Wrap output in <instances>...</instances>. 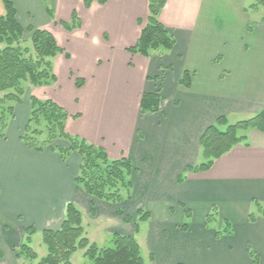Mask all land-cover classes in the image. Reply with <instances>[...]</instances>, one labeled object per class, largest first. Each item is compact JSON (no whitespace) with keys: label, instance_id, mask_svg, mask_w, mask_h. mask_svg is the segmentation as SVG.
Segmentation results:
<instances>
[{"label":"crops","instance_id":"crops-1","mask_svg":"<svg viewBox=\"0 0 264 264\" xmlns=\"http://www.w3.org/2000/svg\"><path fill=\"white\" fill-rule=\"evenodd\" d=\"M36 1L38 13L20 10L22 0H13L20 23L51 32L67 57L53 60L55 85L27 87L6 138L0 137L3 256L22 244L30 227L37 234L59 229L69 203L83 219L85 208L93 217L108 210L123 220L119 211L127 216L125 206L142 204L150 215L144 222L148 264H253L250 251L264 264V211L251 220L254 203L264 210V133L249 131L247 142L210 170L187 174L178 183L188 166L202 161L201 138L219 117H253L264 110V31L251 25L243 2L168 0L160 22L175 37V47L145 58L127 49L141 36L139 21L147 22V0H108L88 10L83 0H51L53 9L43 6L47 0ZM74 11L82 16V28L57 29L56 24L71 21ZM186 72L190 88L181 84ZM77 79L84 80L80 89ZM158 89L160 112L142 117L143 95ZM31 96L52 100L77 117L66 123L70 135L102 147L111 159L133 162L131 201L113 205L89 197L75 183L81 164L77 153L63 161L57 152H35L24 145ZM214 207L221 220L231 222V235L216 236L225 229L223 222L207 226ZM136 213L128 224L133 232L124 235L137 239Z\"/></svg>","mask_w":264,"mask_h":264},{"label":"trees","instance_id":"trees-1","mask_svg":"<svg viewBox=\"0 0 264 264\" xmlns=\"http://www.w3.org/2000/svg\"><path fill=\"white\" fill-rule=\"evenodd\" d=\"M46 1V0H45ZM76 1V0H73ZM149 16L142 27L141 36L134 47L127 49L133 56L139 55L151 58L155 54L163 55L173 50L176 44L175 37L161 22L160 16L168 0H147ZM108 0H83L84 7L88 10L93 4L106 5ZM4 13L0 15V137L5 139L9 122L14 118L15 108L23 103L27 85L34 88L51 87L58 81L54 73L53 60L67 53L60 47L56 37L49 31L24 27L19 19L13 0H1ZM264 8V0H255L250 8ZM247 12V9H245ZM50 17L52 12L47 9ZM264 23V18L262 19ZM67 32L82 28V20L76 11L73 12L71 21L60 22ZM77 88L84 86V80L75 81ZM181 84L185 88L191 87L190 74L185 73ZM162 101L161 90L145 93L141 100V116L158 114ZM31 113L28 123L21 136L24 145L35 152L50 150L57 152L63 161L77 153L81 159L79 173L75 178L77 186L94 201H102L113 205L131 201L133 198V176L137 172L133 162L128 158L111 159L106 150L95 146L85 139L70 135L66 130V123L70 118L69 113L52 100H40L30 97ZM251 130L264 133V110L255 116L229 124L226 117H219L216 122L208 127L201 138L202 161L194 166H188L185 174L178 178V183H183L187 174H197L210 170L214 163L230 152L235 146L247 142V133ZM65 143V145H61ZM260 211H264L257 204ZM93 213V211L91 212ZM217 208L207 218V226L216 220ZM125 223L130 224L134 218L125 216ZM134 230L139 232V222H146L149 213L139 210L136 213ZM190 218V213H187ZM251 220L255 216L251 215ZM225 229L217 232L216 236L232 234V224L228 219L224 221ZM186 226H183L186 229ZM37 234L34 227L26 230L25 242L13 249L16 260L26 258L31 263L39 258L30 247L32 237ZM43 244L47 247L48 254L37 261V264H72V257L78 251H84V256L93 264H146L142 248L133 235L115 233L112 246L99 247L91 242L83 226L81 210L69 203L66 207L65 217L59 229L42 231ZM253 264H260L258 255L250 251ZM3 257L0 249V258Z\"/></svg>","mask_w":264,"mask_h":264},{"label":"rangeland","instance_id":"rangeland-1","mask_svg":"<svg viewBox=\"0 0 264 264\" xmlns=\"http://www.w3.org/2000/svg\"><path fill=\"white\" fill-rule=\"evenodd\" d=\"M25 1L27 3H25ZM240 1L243 2L244 12L250 17L251 25L256 26V27L258 26L264 31V23L262 22V19L264 18V8L258 7V9L256 10L251 9L250 7L255 4V0H240ZM22 2H23L22 6L19 7L20 10L28 7L29 9L33 8L38 13V8H39L38 1L35 2V0H22ZM43 6H47L53 9L51 0H47L46 3H43ZM245 9H247V12L245 11ZM38 17L40 18V16ZM80 17L82 16L80 15ZM251 25L247 27L248 30L251 29L250 28L252 27ZM56 27L57 29H60L62 26L60 27V23H59V25L56 24ZM220 61H221V58L218 61V63ZM27 87H29V85H27ZM251 117H252L251 114L233 116V117H229L228 121H229V124H235L239 121L246 120ZM141 207H142V204H137L136 208L134 206L128 205V206H125L123 210L126 209V214L131 216V218H133L135 212L139 210L146 211L142 209ZM82 210L84 213L83 226L85 228L87 238L91 242L96 243L101 248L112 246L115 233L120 232L121 234H124V233L133 232V227L131 225H128L127 223H125L123 218L110 215L108 213V210H106L105 213L97 215L96 217H93L91 215V212L87 211L85 208H83ZM219 212L216 213V220L214 221L215 223L213 222L214 224H212L213 227H217L218 225L221 224V222H223V224L225 223L224 220H221L219 218V216H221ZM251 214H253L254 216L260 215V210L258 208V205H256V203H254L253 205V211L251 212ZM147 227L148 226L146 223L139 222V229L141 233L137 237L138 242L142 248L143 256L145 258L146 264H148V261L150 260L149 259L150 255L145 245V234H146ZM42 239H43L42 234L39 233L36 236L34 235L32 237V243L30 245V247L32 248V251L38 255L39 259L37 261H40L42 258H44L48 254L47 247L43 244ZM24 242H25V239L22 242V244ZM21 245H19L16 248H19ZM37 261L31 263L26 258H23L21 260H16L15 255L13 254V251L11 254H8V256H3L2 258H0V264H37ZM71 261H72V264H93L89 258L84 256V251H78L77 253H75Z\"/></svg>","mask_w":264,"mask_h":264}]
</instances>
